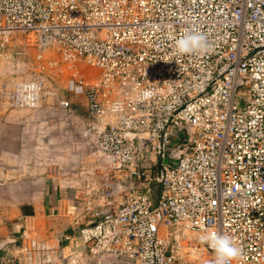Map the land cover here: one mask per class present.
I'll return each instance as SVG.
<instances>
[{
	"label": "built area",
	"instance_id": "2783aa9c",
	"mask_svg": "<svg viewBox=\"0 0 264 264\" xmlns=\"http://www.w3.org/2000/svg\"><path fill=\"white\" fill-rule=\"evenodd\" d=\"M185 30L207 37L206 54H174ZM16 33L100 73L75 75L70 91L87 98L97 148L126 188L75 235L89 253L210 264L200 237L215 231L242 250L232 264H264V0H0V56ZM43 90L30 81L11 98L33 108Z\"/></svg>",
	"mask_w": 264,
	"mask_h": 264
},
{
	"label": "crops",
	"instance_id": "0c3cea01",
	"mask_svg": "<svg viewBox=\"0 0 264 264\" xmlns=\"http://www.w3.org/2000/svg\"><path fill=\"white\" fill-rule=\"evenodd\" d=\"M14 88L0 87V264H135L92 255L75 237L93 222L94 167L84 196L66 188L75 187L76 158L95 155L96 120L43 96L37 107L17 105Z\"/></svg>",
	"mask_w": 264,
	"mask_h": 264
},
{
	"label": "rangeland",
	"instance_id": "374dc122",
	"mask_svg": "<svg viewBox=\"0 0 264 264\" xmlns=\"http://www.w3.org/2000/svg\"><path fill=\"white\" fill-rule=\"evenodd\" d=\"M1 54L0 87L13 89L19 84L39 80L44 84L43 100L47 99L60 102L67 100L71 102L72 106L74 105L76 107L74 109L76 113L82 116L86 115V112L88 114L87 108L85 107L87 98L85 95H77L71 92L70 84L75 75L86 84L94 83L100 78V73L97 69L83 61L74 65L64 63L56 51L48 49L42 52L36 37L24 33L14 34L11 46ZM40 54L43 55L42 59L38 58ZM177 142L175 140L173 146ZM84 154L76 158L79 160L74 165L76 170H74L75 172L72 178L75 187L69 186L66 189L69 195L74 189L78 194L84 196L88 190L86 186L88 184L87 166L91 165L94 167V172L92 171L91 173V178L94 177V179H91L92 187L90 190L95 193V205L91 208L90 215L93 216L91 221H98L105 213L99 212L104 207L100 204L101 196L108 193L111 195L110 201H105L107 202V206L105 205L107 211L112 206L117 205L125 194L126 178L124 177V173L117 169L118 163L113 158L104 155L97 147L95 155L92 151L90 156L88 152ZM150 159H152L150 164L153 168L146 175L152 174V178H155L158 173L160 161L154 155H150ZM78 169L79 171H77ZM73 181L70 184H73ZM153 192L155 195L159 194L157 184L153 187ZM81 208H83V205H81ZM86 225L88 223L81 225V227Z\"/></svg>",
	"mask_w": 264,
	"mask_h": 264
},
{
	"label": "clouds",
	"instance_id": "9594fccd",
	"mask_svg": "<svg viewBox=\"0 0 264 264\" xmlns=\"http://www.w3.org/2000/svg\"><path fill=\"white\" fill-rule=\"evenodd\" d=\"M209 50L207 37L196 30H185L183 36L176 40L174 54L181 55H203ZM150 91H145L142 98L151 96ZM202 242H206L214 250L215 259L210 264H232V261L241 257L242 250L236 242L228 235H221L215 231H210L200 237Z\"/></svg>",
	"mask_w": 264,
	"mask_h": 264
}]
</instances>
